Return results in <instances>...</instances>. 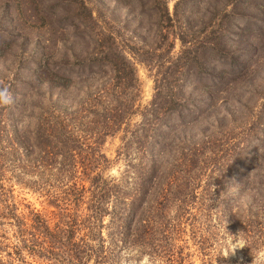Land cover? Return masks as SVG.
<instances>
[{
    "label": "rangeland",
    "instance_id": "1",
    "mask_svg": "<svg viewBox=\"0 0 264 264\" xmlns=\"http://www.w3.org/2000/svg\"><path fill=\"white\" fill-rule=\"evenodd\" d=\"M85 1L94 17L86 24L96 38L111 32L131 53L139 80L140 96L135 102L139 110L149 106L155 79L160 78L154 64L161 57L180 53L178 34L187 40L185 47H198L196 53L203 62L169 87L168 94L178 92L186 106H180L173 119L158 128L155 148L142 150L133 143L123 152L121 131L104 139L101 149L110 160L105 176L119 169L118 180L131 183L142 160L159 162L157 182L159 189L166 188L168 201L163 200V192L161 197L153 194L152 210L156 209L149 214L158 219L153 243L160 245L157 257L165 264L173 244L182 247V264H252V254L264 248V0H182L176 14L177 0H166L174 15L161 20L159 28L151 11L143 9L146 0ZM54 2L60 5L54 8ZM53 10L58 17L66 14L61 0H0V85L9 86L14 97L8 111L0 106V130L7 120L8 127L19 125L24 105L28 108L37 97V89L31 90L26 83L33 79L32 62L53 51L52 56L60 58L63 45H71L67 37L78 21L72 24L55 18ZM73 39V51L67 53L70 61L73 52H80V37ZM172 42L173 49L166 53ZM141 48L149 49L144 57L151 59L149 63L136 53ZM140 121L137 113L128 129ZM42 170L38 166L29 177L6 180L18 211L27 205L46 213L53 209L37 189L47 172ZM179 190L182 201L175 197ZM184 203L188 210L180 217L178 204ZM108 221L106 216L104 222ZM173 223L181 231L172 230ZM250 223L253 231L244 228ZM107 230L103 229L104 235ZM229 238H243L248 246L225 258L222 254ZM127 248L115 251L112 264H120Z\"/></svg>",
    "mask_w": 264,
    "mask_h": 264
},
{
    "label": "trees",
    "instance_id": "2",
    "mask_svg": "<svg viewBox=\"0 0 264 264\" xmlns=\"http://www.w3.org/2000/svg\"><path fill=\"white\" fill-rule=\"evenodd\" d=\"M181 2H175L174 14ZM61 3L66 14L58 17L53 10L54 17L72 24L78 21L67 37L71 45H63L60 58L52 56L55 51L48 56L42 52L32 62L33 79L26 83L31 90L37 89V97L28 108L27 103L24 105L19 125L8 127L7 120L0 130V264H112L116 250L135 245L143 246L153 257L160 256V245L153 243L158 219L149 214L156 209L152 210L153 194L161 197L163 192V200L168 201L166 188L159 189L157 182V173L161 178L159 162L155 158L145 163L142 160L135 179L124 185L105 176L110 160L101 146L105 138L121 131L123 152L133 143L142 150L155 148L158 128L166 120L170 122L180 106H186L178 99V92L168 94L169 87L192 68L202 66L198 47H185L187 40L177 35L180 53L173 58L165 54L168 60L156 59V76L160 78L155 79L149 106L141 111L135 106L140 88L131 53L115 41L111 32L96 38L89 30L86 22L94 17L85 0ZM74 4L77 6L72 8ZM59 5L54 2L52 7ZM142 6L151 11L158 28L161 20L173 19L166 0H146ZM75 36L80 37V52H73L70 61L67 53L73 51ZM177 38L174 36V40ZM173 47L172 42L165 52ZM143 48L136 53L142 55L141 61L149 63L151 59L144 58L150 54L149 49ZM2 108L8 111L12 105ZM137 113L142 121L128 129ZM38 166L47 172L41 176L43 186L37 189L53 209L46 213L27 205L20 212L5 182L29 177ZM26 185L33 188L30 180ZM181 194L182 190L175 191L179 201ZM185 205L178 204L180 217L188 210ZM251 226L244 228L253 231ZM172 227L181 231L175 223ZM104 228L108 229L106 235ZM170 247L168 264H182V247Z\"/></svg>",
    "mask_w": 264,
    "mask_h": 264
},
{
    "label": "clouds",
    "instance_id": "3",
    "mask_svg": "<svg viewBox=\"0 0 264 264\" xmlns=\"http://www.w3.org/2000/svg\"><path fill=\"white\" fill-rule=\"evenodd\" d=\"M13 103L14 97L9 86L0 85V106H9ZM120 174L119 169H113L109 177L118 180ZM245 246H248L247 240L229 238L222 256L227 258L230 254L234 255L237 249ZM120 264H165V261L162 258L151 256L143 246L135 245L121 253ZM252 264H264V248H257L252 254Z\"/></svg>",
    "mask_w": 264,
    "mask_h": 264
}]
</instances>
